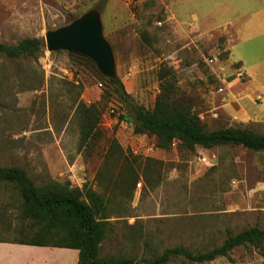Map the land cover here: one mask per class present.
I'll return each mask as SVG.
<instances>
[{
	"label": "rangeland",
	"instance_id": "rangeland-1",
	"mask_svg": "<svg viewBox=\"0 0 264 264\" xmlns=\"http://www.w3.org/2000/svg\"><path fill=\"white\" fill-rule=\"evenodd\" d=\"M90 9L101 12L126 101L77 54L45 43L33 55L0 54V165L25 169L39 187L87 186L103 195L109 226L101 256L151 264L144 259L169 247L202 253L227 231L264 228V151L180 139L161 146L156 135L135 133L132 121L133 105L153 109L170 82L174 101L207 130L264 134V0H0V42L45 39ZM92 104L101 118L84 140ZM23 214L19 190L0 182V242L37 230ZM33 247L0 244L13 251L1 253L0 264H68L58 250H75ZM163 264H264V241L211 261L172 256Z\"/></svg>",
	"mask_w": 264,
	"mask_h": 264
},
{
	"label": "trees",
	"instance_id": "trees-1",
	"mask_svg": "<svg viewBox=\"0 0 264 264\" xmlns=\"http://www.w3.org/2000/svg\"><path fill=\"white\" fill-rule=\"evenodd\" d=\"M44 38L25 37L16 44L0 42V54L8 57H24L38 52ZM60 51V50H59ZM84 59L91 60L89 57ZM94 62V61H93ZM102 74V73H101ZM107 80L114 93L126 101L127 94L118 76ZM174 85L168 82L158 96L153 109L133 105V128L135 133L156 135L161 146L174 139L190 145L212 147L215 145H242L254 151H264V134L248 128L227 127L207 130L197 114L178 101H174ZM84 106V104H82ZM101 111L97 105L87 107L84 113L82 136L91 138L100 122ZM0 182L14 185L22 197L23 215L37 224V230L28 238L13 243L33 246H56L79 251L77 264H136L128 256H101L109 220L103 195L84 187H71L59 183L39 187L25 169L14 165H0ZM39 225V226H38ZM264 241V228L250 226L233 234L227 231L224 242L206 252L194 253L183 245L166 248L154 259H144L151 264H163L172 256L204 262L227 256L233 249Z\"/></svg>",
	"mask_w": 264,
	"mask_h": 264
},
{
	"label": "water",
	"instance_id": "water-1",
	"mask_svg": "<svg viewBox=\"0 0 264 264\" xmlns=\"http://www.w3.org/2000/svg\"><path fill=\"white\" fill-rule=\"evenodd\" d=\"M45 44L51 52L65 50L89 57L100 72L117 76L114 52L103 33L101 12L90 9L71 23L45 33Z\"/></svg>",
	"mask_w": 264,
	"mask_h": 264
},
{
	"label": "crops",
	"instance_id": "crops-1",
	"mask_svg": "<svg viewBox=\"0 0 264 264\" xmlns=\"http://www.w3.org/2000/svg\"><path fill=\"white\" fill-rule=\"evenodd\" d=\"M187 11V10H186ZM189 14V13H188ZM191 17L197 19V15L195 13H190L189 14ZM198 20V19H197ZM199 21V20H198ZM201 21V20H200ZM233 55V53H232ZM239 61H242L241 59L238 58ZM1 245H6V246H10V247H20V248H25V249H31V248H35L33 247V245H26V244H20V243H7V242H0ZM42 247V248H40ZM37 249H50L44 246H37ZM51 250V249H50ZM4 251V252H3ZM59 252H64V254H67V256L70 258L68 262V264H77L78 261V254L79 251L78 250H69V249H65V250H58ZM72 252V253H70ZM4 253L6 255H8L10 253V255H12L13 251H11L10 249H1L0 248V254Z\"/></svg>",
	"mask_w": 264,
	"mask_h": 264
}]
</instances>
